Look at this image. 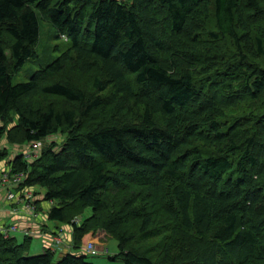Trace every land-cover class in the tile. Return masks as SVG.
<instances>
[{"label":"trees","instance_id":"1","mask_svg":"<svg viewBox=\"0 0 264 264\" xmlns=\"http://www.w3.org/2000/svg\"><path fill=\"white\" fill-rule=\"evenodd\" d=\"M259 16L264 0H0V118L19 116L13 131L0 124V142L50 139L7 159L25 176L16 197L42 188L49 220L71 226L78 248L91 226L70 214L91 208L124 264H264V108L229 116L264 98ZM42 21L71 47L14 82L4 37L19 70L39 58ZM67 71L92 75V90ZM129 179L145 187L124 206ZM129 206L144 237H160L154 254L132 246ZM12 232L0 230V264H94L31 255L32 237Z\"/></svg>","mask_w":264,"mask_h":264},{"label":"rangeland","instance_id":"2","mask_svg":"<svg viewBox=\"0 0 264 264\" xmlns=\"http://www.w3.org/2000/svg\"><path fill=\"white\" fill-rule=\"evenodd\" d=\"M258 19L260 20V24L264 25V16H259ZM5 47L6 51L8 53L9 58V66L10 71L13 75V81L14 82H21V81H28L32 78L35 71L41 68L42 66H46L50 62H52L55 58L63 56L65 53L69 51L70 46V39L67 34H59L58 31L48 22L42 21V30H41V37L37 45V51L39 53V58L28 60L19 70L14 69V60L11 57V49H10V39L7 37H4ZM67 78H73L82 87H84L87 90H92V75L89 73H74L73 71H67L66 74ZM132 77V76H131ZM113 105V103H111ZM264 108V98H260L258 101H246L245 103L241 104V107L237 110H232L229 112V116H236L242 113H250L253 110L256 109V111ZM19 122V116L13 111L9 110L5 116L0 118V124L4 125L7 128V131H13V128L18 125ZM64 135H56L54 139H57L58 142H62ZM50 139H44L41 140L40 143H31V142H16L11 143L9 141V138L4 136L3 139L0 142V148L6 149L8 153L4 155L5 158H2L1 161H8L11 157L16 156L18 153L24 152L25 155H27L28 158H30V155H36L39 150H41L43 147H46L49 145ZM7 145V146H6ZM8 159V160H7ZM7 163V162H6ZM126 182H130L128 186V191L123 190V194L126 195L125 200L121 198V195L119 194L115 195L113 193L110 196V199L108 198V203L115 202L114 200L118 198V203H114L116 205H121V200H124L126 202L125 205H130L131 201L133 199L136 200L138 192H141L145 184L129 179ZM12 183V182H11ZM17 185V183L12 184ZM18 187V186H17ZM37 189H42L40 187H35L34 190L37 191ZM143 200H140L142 202ZM148 202V201H147ZM145 202V203H147ZM123 206V207H124ZM134 207L129 206L128 207V224L131 228L135 230L136 233V239L133 242L132 246L135 249H138L146 254H154L153 247L155 246L156 242L160 239V237H144V235L140 231V222L141 220L138 218L139 216L134 213ZM155 207H158V205H155ZM110 209V208H109ZM70 214L72 217L76 216L75 219H78V222L82 225H90L91 229L88 231V233L85 234L83 239L80 241L81 247H74L73 249L68 248L65 244L67 242L65 241L66 238V230H64V227L67 226V224H63V229H61V233H64L62 235L64 244L57 248L55 253V259L59 258L61 255H63L66 251H74L77 253H86L83 246H87V244L91 241L95 242L97 245V249L99 250L98 254H88L89 260L93 262L94 264H124V262L118 258V259H111L110 257L114 256L119 252V242L115 238L114 235H112L110 232H108L106 229L102 227H96L94 223L91 222L92 217L94 216V212L91 208H80V207H74L72 212ZM66 225V226H65ZM88 227V226H87ZM71 231L73 232V229L69 227ZM72 239L74 240V236L72 234ZM20 238V237H19ZM19 240V239H18ZM20 242L23 241L22 239L19 240ZM74 242V241H73ZM34 245H39L38 250H42V246L39 239L33 238L30 244L29 251L33 250ZM38 252V251H37ZM32 254H38V253H32Z\"/></svg>","mask_w":264,"mask_h":264},{"label":"crops","instance_id":"3","mask_svg":"<svg viewBox=\"0 0 264 264\" xmlns=\"http://www.w3.org/2000/svg\"><path fill=\"white\" fill-rule=\"evenodd\" d=\"M6 162L0 161V172L3 168H5ZM15 188L17 187H14V189ZM37 192L38 193L35 194L34 203H37H35L36 213L39 216L34 215L28 209L27 199H24V195L18 193L16 199H8V190L6 186L0 185V230L10 225H16L17 230L13 231L11 235L15 236L17 239L24 240L27 236L32 237V240L33 238L39 239L42 250H38L40 248L39 245H34L33 250L30 251L31 255H36L32 253L40 254L49 248H52L56 253L57 248L64 244V241L60 245L58 243L59 237L64 235V233H61V229H63L64 225L62 223L49 220L48 210L51 207V203L44 200L43 189H37ZM69 227L71 226L67 225L64 227V230H66L65 241L67 242L65 245L68 248L73 249V232ZM83 248L85 249V246H83ZM68 252L74 251H66L64 254Z\"/></svg>","mask_w":264,"mask_h":264},{"label":"built area","instance_id":"4","mask_svg":"<svg viewBox=\"0 0 264 264\" xmlns=\"http://www.w3.org/2000/svg\"><path fill=\"white\" fill-rule=\"evenodd\" d=\"M32 155H30L29 157H31ZM25 176L23 174H19V173H12L11 172V168H6L0 172V185H5L7 190H8V194L7 197L9 199H14L16 197L14 190H11V188L17 187L19 186L20 183L23 182ZM12 182V183H11ZM17 183V185H12ZM10 187V188H8ZM25 197L28 199L27 201V207L28 209L36 216H39L36 213V206L34 201H32V199L34 198V192L29 189L25 192ZM75 221H77L78 219H74ZM4 233L9 234L11 231H16L17 230V226L16 225H10L7 227H4L1 229ZM63 237L60 236L58 239V243L59 245L63 242ZM85 252L87 254H98L99 250L97 249V245L95 242L91 241L87 244V246H85Z\"/></svg>","mask_w":264,"mask_h":264}]
</instances>
